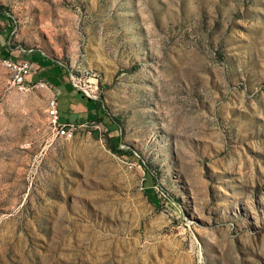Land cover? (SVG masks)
<instances>
[{"label": "rangeland", "instance_id": "1", "mask_svg": "<svg viewBox=\"0 0 264 264\" xmlns=\"http://www.w3.org/2000/svg\"><path fill=\"white\" fill-rule=\"evenodd\" d=\"M0 55L97 85L65 139L0 69V264H264V0H0Z\"/></svg>", "mask_w": 264, "mask_h": 264}, {"label": "built area", "instance_id": "2", "mask_svg": "<svg viewBox=\"0 0 264 264\" xmlns=\"http://www.w3.org/2000/svg\"><path fill=\"white\" fill-rule=\"evenodd\" d=\"M0 69H3L8 74V85L11 89L19 93H25L32 88L45 87L41 81L37 83H30L27 78L30 75V64L22 58H10L0 55ZM69 86L73 91L79 93L83 98L93 101L97 96L96 80L91 78H84L76 76L72 73L66 75ZM45 115L48 126L55 135L65 139L71 138L74 125L72 123H60L59 114L56 106V99L51 95L46 102Z\"/></svg>", "mask_w": 264, "mask_h": 264}, {"label": "crops", "instance_id": "3", "mask_svg": "<svg viewBox=\"0 0 264 264\" xmlns=\"http://www.w3.org/2000/svg\"><path fill=\"white\" fill-rule=\"evenodd\" d=\"M10 54L12 55V52ZM30 67L31 73L27 80L31 83L44 82V90L56 98L57 109L63 122L73 123L87 116L90 111L89 103L71 89L65 74L55 66L45 64L42 59L31 60Z\"/></svg>", "mask_w": 264, "mask_h": 264}]
</instances>
